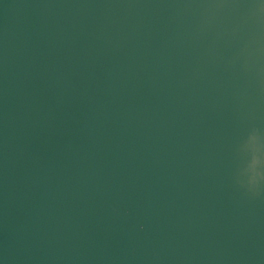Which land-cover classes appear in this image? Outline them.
<instances>
[{
  "label": "water",
  "instance_id": "95a60500",
  "mask_svg": "<svg viewBox=\"0 0 264 264\" xmlns=\"http://www.w3.org/2000/svg\"><path fill=\"white\" fill-rule=\"evenodd\" d=\"M0 264H264V0H0Z\"/></svg>",
  "mask_w": 264,
  "mask_h": 264
}]
</instances>
